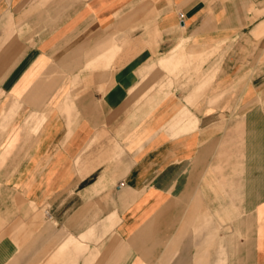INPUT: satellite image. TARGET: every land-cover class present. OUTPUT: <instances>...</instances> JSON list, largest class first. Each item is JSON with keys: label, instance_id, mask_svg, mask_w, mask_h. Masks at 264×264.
I'll list each match as a JSON object with an SVG mask.
<instances>
[{"label": "crops", "instance_id": "crops-1", "mask_svg": "<svg viewBox=\"0 0 264 264\" xmlns=\"http://www.w3.org/2000/svg\"><path fill=\"white\" fill-rule=\"evenodd\" d=\"M47 256L264 264V0H0V264Z\"/></svg>", "mask_w": 264, "mask_h": 264}, {"label": "rangeland", "instance_id": "rangeland-1", "mask_svg": "<svg viewBox=\"0 0 264 264\" xmlns=\"http://www.w3.org/2000/svg\"><path fill=\"white\" fill-rule=\"evenodd\" d=\"M204 48V46L202 47V49ZM214 49H217V47L216 48H214ZM204 50V49H203ZM199 55H201V54H199ZM210 55H211V53H210ZM203 60H206L205 58H200V65H201V63L203 62ZM7 264H15L14 263V261L12 260V261H10V262H8Z\"/></svg>", "mask_w": 264, "mask_h": 264}, {"label": "bare ground", "instance_id": "bare-ground-1", "mask_svg": "<svg viewBox=\"0 0 264 264\" xmlns=\"http://www.w3.org/2000/svg\"><path fill=\"white\" fill-rule=\"evenodd\" d=\"M47 264H48V256H47Z\"/></svg>", "mask_w": 264, "mask_h": 264}]
</instances>
